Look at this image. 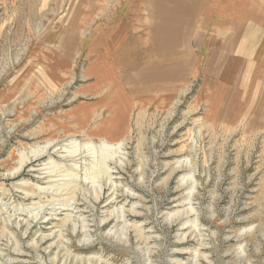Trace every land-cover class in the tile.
<instances>
[{"label":"rangeland","instance_id":"rangeland-1","mask_svg":"<svg viewBox=\"0 0 264 264\" xmlns=\"http://www.w3.org/2000/svg\"><path fill=\"white\" fill-rule=\"evenodd\" d=\"M106 1L0 0V264H264V102L228 125L149 95L107 147L76 122L97 60L69 33Z\"/></svg>","mask_w":264,"mask_h":264},{"label":"crops","instance_id":"crops-1","mask_svg":"<svg viewBox=\"0 0 264 264\" xmlns=\"http://www.w3.org/2000/svg\"><path fill=\"white\" fill-rule=\"evenodd\" d=\"M92 17L69 36L97 60L71 109L93 138L119 141L146 96L174 102L185 86L228 125L264 102V0H107Z\"/></svg>","mask_w":264,"mask_h":264},{"label":"bare ground","instance_id":"bare-ground-1","mask_svg":"<svg viewBox=\"0 0 264 264\" xmlns=\"http://www.w3.org/2000/svg\"><path fill=\"white\" fill-rule=\"evenodd\" d=\"M74 138H77V136H75L74 134H69L67 137H66V139H64L62 142H66V143H68V144H70V145H74L73 147H70V146H63L62 145V142H60V141H56V142H51V143H49V145H47V147L45 148V153L47 152L48 153V155L51 157V152L50 151H54L52 154H54V153H59L60 152V154L61 155H63V153H68V156L70 157V159H74L76 156H78V155H83L82 154V152H81V150H79L78 148H77V146H75V142H74ZM71 140V141H70ZM124 141V140H123ZM126 141V140H125ZM101 142H102V145H105V147H107L106 146V144H108L109 143V141H107V140H105V139H102L101 140ZM127 142V141H126ZM104 143V144H103ZM116 146V145H115ZM119 147V146H118ZM122 147V146H121ZM117 148V147H116ZM48 149H49V151H48ZM109 149V148H108ZM107 149V150H108ZM122 149V148H121ZM62 150H64V152L62 151ZM66 150V151H65ZM67 150H69V151H67ZM34 151V150H33ZM37 151V150H36ZM40 151V150H39ZM62 151V152H61ZM119 151V150H118ZM34 153H35V151H34ZM42 153H44V152H42ZM33 154V153H32ZM38 154H41L40 152L38 153ZM33 155L29 160H28V162H26V164H25V166H27V167H30V165H33V163H35V162H37V160H38V158H41V156H43V154L42 155ZM115 154V153H114ZM67 155V154H66ZM66 155L64 156V157H66ZM79 157V156H78ZM56 158V157H55ZM67 158V157H66ZM110 158H112L111 156H110V154L108 153V155L107 156H105V158H104V161H108V159L111 161L112 159H110ZM114 158V157H113ZM50 161H51V159H50ZM61 161V160H60ZM23 162H25V161H23ZM64 162H65V160H64ZM71 162H75V160H72ZM48 163V162H47ZM63 164V163H62ZM50 165V164H49ZM76 165V164H75ZM114 165V164H113ZM61 166V165H60ZM37 167H38V165H37ZM62 167V166H61ZM20 168H21V166H20ZM52 168V167H51ZM76 168V167H75ZM122 168V167H121ZM182 168V167H181ZM40 169V168H39ZM56 169V168H55ZM78 168H76V170H77ZM177 169H179V168H177ZM46 170V169H45ZM50 170V169H49ZM35 171L36 170H32V172H34L35 173ZM42 171V170H41ZM56 171H58L57 169H56ZM177 171L176 170H174V171H172L171 172V175H173L174 173H176ZM58 173H59V171H58ZM10 174V173H9ZM45 174V173H44ZM57 174V173H56ZM106 174V173H105ZM46 175V174H45ZM48 175V177H45V179L46 178H50V177H52V176H49V174H47ZM109 175V174H108ZM57 176H59V174L57 175ZM71 176V175H70ZM111 177V176H110ZM57 178V177H56ZM186 178V177H185ZM112 179V178H111ZM51 180V179H50ZM59 181V180H58ZM109 181V180H108ZM182 181V180H181ZM180 181V182H181ZM48 182H50V181H48ZM51 182H52V180H51ZM57 182V181H56ZM115 182V181H114ZM44 183V182H43ZM47 184V183H46ZM51 185V184H50ZM181 186V185H180ZM187 186V185H186ZM185 187V186H184ZM190 187V186H189ZM182 188V187H181ZM40 190H41V188H39ZM50 189V188H49ZM53 189H55L54 187H53ZM74 189V188H73ZM77 189V188H76ZM102 190V189H101ZM50 191H51V189H50ZM56 192V191H55ZM61 193V192H60ZM31 194V193H30ZM98 194V193H97ZM29 195V194H28ZM28 195H27V197H28ZM61 196H62V194H60ZM130 195V194H129ZM30 196V195H29ZM132 197V196H131ZM34 198H35V196H34ZM95 201V200H94ZM51 202V201H50ZM66 202V201H65ZM22 205V204H21ZM35 205V204H34ZM75 206V205H74ZM108 206H110V205H108ZM180 206V205H179ZM20 209V208H19ZM136 209V208H135ZM28 210V209H27ZM51 210H53V209H51ZM60 210V209H59ZM46 211V210H45ZM56 211H57V209H56ZM132 211V210H131ZM32 212V211H31ZM183 212V211H182ZM182 212H181V214H182ZM39 213V212H38ZM185 213V212H184ZM183 213V214H184ZM35 214H36V212H35ZM57 214V213H56ZM121 214V213H120ZM132 214H134L133 213V211H132ZM37 215V214H36ZM113 215V213H111V216ZM178 215V214H177ZM34 217V216H33ZM32 218V217H31ZM35 218H36V216H35ZM111 218V217H110ZM171 218H172V216H171ZM47 219V218H46ZM178 219V218H177ZM171 220V219H170ZM174 220V219H173ZM23 221V220H22ZM70 222V221H69ZM124 222V221H123ZM25 223V222H24ZM44 223H47V220H45V222ZM177 224V223H176ZM86 226V225H85ZM188 226V225H187ZM183 227V226H182ZM27 228V227H26ZM131 228V227H130ZM75 229V228H74ZM124 229H127V228H124ZM129 229V228H128ZM132 230V229H131ZM61 231H62V229H61ZM128 231V230H127ZM143 231V230H142ZM128 234V232H126L125 231V234ZM122 234V233H121ZM197 235V234H196ZM44 238H43V240H47V239H50V237L47 235V236H43ZM62 237V236H61ZM42 238V237H41ZM139 238V237H138ZM128 239V238H127ZM42 239L40 240V241H43ZM150 241V240H149ZM44 242V241H43ZM128 243V242H127ZM147 244V243H146ZM51 245H53L54 246V244H51ZM145 245V244H144ZM49 248L51 247V246H48ZM35 248V247H34ZM204 248V247H203ZM15 249V248H14ZM48 250V249H47ZM19 252V251H18ZM19 256V255H18ZM204 258V257H203ZM54 260V259H53ZM60 260V259H59ZM90 260V259H89ZM55 261H56V259H55ZM98 261V260H97ZM81 263H82V261H80ZM94 263V262H93ZM88 264H92V260L88 263ZM95 264H97V263H95Z\"/></svg>","mask_w":264,"mask_h":264}]
</instances>
